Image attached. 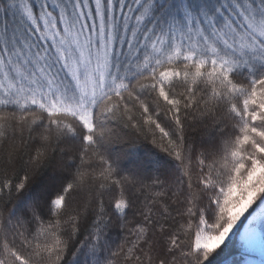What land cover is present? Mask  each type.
<instances>
[{"label": "snow or ice", "instance_id": "1", "mask_svg": "<svg viewBox=\"0 0 264 264\" xmlns=\"http://www.w3.org/2000/svg\"><path fill=\"white\" fill-rule=\"evenodd\" d=\"M242 217L264 240V0H0V264H213Z\"/></svg>", "mask_w": 264, "mask_h": 264}, {"label": "trees", "instance_id": "2", "mask_svg": "<svg viewBox=\"0 0 264 264\" xmlns=\"http://www.w3.org/2000/svg\"><path fill=\"white\" fill-rule=\"evenodd\" d=\"M157 2H162V0H157ZM163 2H166V0H163ZM192 2L199 4L205 2V0H192ZM207 2H211V0H207ZM192 139L197 142L199 141L200 136L198 132H194L192 134ZM114 147L117 149L120 148L119 145H115ZM132 151L136 152L139 155H143L146 152H150L158 160L165 159L164 154L151 144L150 139L148 141H138L137 147L135 149H132ZM25 159H27V157H25ZM122 166L128 167L126 162ZM21 175H23V173H21ZM193 179H195V173H193ZM146 195H151V193H146ZM141 199H143V197ZM137 218L138 217H134L130 213L128 215L129 224L123 228L120 226L119 223L114 221V224L110 230L111 240L115 242L113 246L114 251L116 250L115 245H119L125 241L128 236L127 227H131L133 225L134 220ZM218 252L219 254L216 255L213 259V264H241L242 262H244L247 255H245V252L243 250V245L240 240V232L235 233V236L231 240H228L223 246H221V249H219ZM121 264H123V261H121Z\"/></svg>", "mask_w": 264, "mask_h": 264}, {"label": "rangeland", "instance_id": "3", "mask_svg": "<svg viewBox=\"0 0 264 264\" xmlns=\"http://www.w3.org/2000/svg\"><path fill=\"white\" fill-rule=\"evenodd\" d=\"M251 211V210H249ZM248 213H245V216H247ZM248 221L244 219V217L241 218L240 224L233 230V233H230L229 238L226 239L225 243L228 240H231L235 233H243L245 231L243 227L244 224H247ZM241 240V237H240ZM223 246V245H221ZM243 250L245 252V255H247L244 262L241 264H264V240L261 238V233L259 230L258 225L255 227V239L251 244L243 245Z\"/></svg>", "mask_w": 264, "mask_h": 264}]
</instances>
